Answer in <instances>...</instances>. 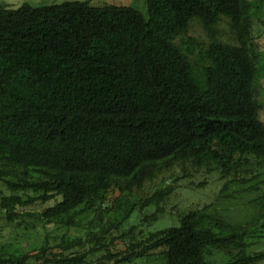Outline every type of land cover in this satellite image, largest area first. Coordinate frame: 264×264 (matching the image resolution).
<instances>
[{
    "label": "trees",
    "instance_id": "16d2710c",
    "mask_svg": "<svg viewBox=\"0 0 264 264\" xmlns=\"http://www.w3.org/2000/svg\"><path fill=\"white\" fill-rule=\"evenodd\" d=\"M144 4L145 13L89 0L0 5V212L11 221L51 202L43 219L83 229L54 246L1 251L0 264L264 261V7ZM201 171L218 175L225 197L244 186L255 217L190 208L177 226L148 230L178 182Z\"/></svg>",
    "mask_w": 264,
    "mask_h": 264
},
{
    "label": "rangeland",
    "instance_id": "374dc122",
    "mask_svg": "<svg viewBox=\"0 0 264 264\" xmlns=\"http://www.w3.org/2000/svg\"><path fill=\"white\" fill-rule=\"evenodd\" d=\"M63 1L73 0H0V5L16 9L23 3H27L32 6H42L52 3H61ZM83 1V0H80ZM92 5L99 6L103 4H115L123 6H132L142 13H145L144 0H89ZM253 6V10H257L264 7V0H250ZM164 177V176H163ZM264 177V173H263ZM162 177L156 180L146 183L139 192L138 195L148 196L150 195L155 186L159 185ZM204 181V183H203ZM257 180H253L248 184H256ZM171 183V179L168 181ZM178 188L174 190L172 195L168 197L165 203L166 214L164 218H160L151 226L148 230H157L164 226L178 225V214L181 211H186L190 208H201L213 216L225 219L229 222H244L251 220L255 217L254 209L248 206L247 196L241 189L244 186L239 184H233L224 193L226 197L219 194L223 185V181L218 178V175L213 173H207L205 171L198 172L192 177L180 180L178 182ZM264 189V183L261 184ZM1 190L4 187L1 186ZM6 193V192H5ZM254 194L249 193L248 197L252 198ZM115 195H112V199ZM51 205V202L46 204H37L29 206L23 209H18V219L8 220L4 214L0 212V252L5 253H20L32 249L33 247H39L42 241H46L48 245H56L62 237H72L73 235H80L83 233V229L69 228L66 226L57 224L56 221H47L41 217V211ZM147 212L146 210L143 213ZM142 212L134 213L128 220L127 225L136 223V219L143 214ZM93 211L90 212L88 218L92 216ZM107 217L103 216V220ZM83 225H86V219H82ZM116 232L113 233L115 235ZM263 245V246H262ZM87 246L85 247V249ZM261 248H264V239L261 244ZM209 259L222 260L223 255L217 251H212ZM129 264H163V260L154 257H145L135 259ZM260 264H264V261Z\"/></svg>",
    "mask_w": 264,
    "mask_h": 264
}]
</instances>
